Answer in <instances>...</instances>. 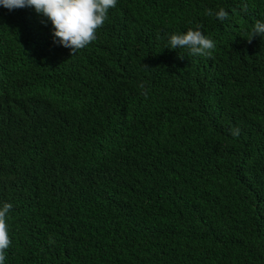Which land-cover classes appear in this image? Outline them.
<instances>
[{
    "label": "trees",
    "instance_id": "16d2710c",
    "mask_svg": "<svg viewBox=\"0 0 264 264\" xmlns=\"http://www.w3.org/2000/svg\"><path fill=\"white\" fill-rule=\"evenodd\" d=\"M258 19L264 0H117L70 56L34 8L0 5L5 264H264ZM197 25L212 58L167 48Z\"/></svg>",
    "mask_w": 264,
    "mask_h": 264
},
{
    "label": "clouds",
    "instance_id": "9594fccd",
    "mask_svg": "<svg viewBox=\"0 0 264 264\" xmlns=\"http://www.w3.org/2000/svg\"><path fill=\"white\" fill-rule=\"evenodd\" d=\"M116 4L117 0H0V5L9 11L26 7L34 8L38 15L51 22L53 42L70 49V56L97 39L98 30L108 20L109 10L115 8ZM206 14L215 16L221 21L229 17L228 11L222 7L216 11L207 9ZM257 36L264 37V20L255 21L246 39L251 43ZM167 48H186L190 56L212 58L216 43L197 25L195 29L190 27L185 32L171 34ZM178 58L184 57L179 55ZM140 86L144 87L143 84ZM230 133L233 137H239V127L231 128ZM12 208L10 202L0 203V264H5L6 252L12 244L8 228L9 213ZM49 243H55L51 236Z\"/></svg>",
    "mask_w": 264,
    "mask_h": 264
}]
</instances>
